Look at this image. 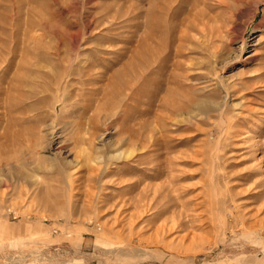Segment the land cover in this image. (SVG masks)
I'll use <instances>...</instances> for the list:
<instances>
[{
    "label": "rangeland",
    "instance_id": "obj_1",
    "mask_svg": "<svg viewBox=\"0 0 264 264\" xmlns=\"http://www.w3.org/2000/svg\"><path fill=\"white\" fill-rule=\"evenodd\" d=\"M180 1L0 0V264H264V0ZM50 50L71 77L38 106L30 57L57 73ZM80 74L100 88L82 102ZM85 138L124 155L94 160Z\"/></svg>",
    "mask_w": 264,
    "mask_h": 264
},
{
    "label": "bare ground",
    "instance_id": "obj_2",
    "mask_svg": "<svg viewBox=\"0 0 264 264\" xmlns=\"http://www.w3.org/2000/svg\"><path fill=\"white\" fill-rule=\"evenodd\" d=\"M182 1V0H181ZM181 1H180V3H181ZM200 1V0H199ZM179 3V4H180ZM195 3V1L194 0H191L189 3H188V5H186V10L188 9V6L189 5H192V4H194ZM175 4V3H174ZM200 3L198 2V5H199ZM177 5H178V3H177ZM170 6V5H169ZM183 8V7H182ZM185 8V7H184ZM189 10V9H188ZM187 12V11H186ZM193 12V11H192ZM192 16V15H191ZM194 16H195V13H194ZM193 17V16H192ZM196 17V16H195ZM198 18V17H197ZM188 19H190L189 18V16H188ZM188 21V20H187ZM186 22V21H185ZM184 23V22H183ZM177 25V24H176ZM200 30V29H199ZM214 30H215V28H214ZM216 31V30H215ZM211 32V31H210ZM180 33V32H179ZM215 33V32H214ZM210 37V36H209ZM217 38V37H216ZM237 47H238V45H237ZM67 50H68V48H66ZM55 50V49H54ZM65 51V50H63V51H61V53L60 54H62V58H60V59H56L55 57H56V53H55V51H53V50H50V51H48L46 54L45 53H43L44 55H47L49 58L51 57V58H55L56 59V65H59V67H58V69H59V71L56 73H49L48 72V69H46V71H45V73H46V75H43V74H41V71L39 72L38 70H37V68H40V69H43V68H41V67H38L37 66V62H39L38 61V59H37V57L38 56H36V55H34V53H33V55H31V64H32V66L33 67H30V69L31 68H34L33 70H34V75H33V78H35L38 82H39V86L36 88V90H33V92H34V94H36V95H38V98H36V99H34V102L33 103H35V104H42L41 103V101L43 100V99H47V97H49V96H51L52 94H53V96H55V94H57V92H59V98H60V94H61V91H62V89H63V87H59V89H58V85H59V82L61 81V79H63V78H65V77H67L68 78V76H70L71 74L68 72V68H66L67 66H68V64H69V62H70V60L68 59L69 58V56H71L70 55V53H71V51ZM69 50H70V48H69ZM71 50H73V48L71 49ZM74 52H76V50L74 51ZM73 52V53H74ZM59 53V52H58ZM57 53V54H58ZM8 54V53H7ZM14 54V53H13ZM42 54V55H43ZM90 54H92V53H90ZM36 56V57H35ZM73 56V55H72ZM91 56V55H90ZM16 57H17V55H16ZM15 57V58H16ZM248 57V56H247ZM247 57H245L246 59L245 60H248V58ZM71 58V57H70ZM75 58V57H74ZM4 60V59H3ZM77 60V59H76ZM5 61V60H4ZM144 61V60H143ZM12 63V62H11ZM0 64H2L1 63V61H0ZM74 64V63H73ZM142 64V63H141ZM2 65H4V69L6 70V68L9 66L8 65V63H7V61L6 62H4ZM12 65V64H11ZM3 67V66H2ZM69 67V66H68ZM11 68V67H10ZM13 68H18L17 66L15 67V64H14V66H13ZM54 68V67H53ZM66 68V69H65ZM70 69H71V66H70ZM13 70V69H12ZM12 70H10L9 72L10 73H8L9 75H8V78H9V83H10V85H9V87H8V89H9V92L10 93H13V92H15L16 91V88H17V86H18V84H16L15 82H17V80H12V79H15L14 78V76L16 75V73L14 72V70L12 71ZM18 70V69H17ZM55 70V69H54ZM57 70V69H56ZM72 71V70H71ZM82 72H83V68H82V70H81ZM88 71V70H87ZM82 72H80V73H82ZM81 75V79L82 80H79V81H75V86H76V88L73 90V94H72V97L74 98V97H78L79 98V96L80 97H82L83 98V96H84V98H88V97H90V96H93V95H96V94H94V93H97V92H99L100 91V88H98L97 90H89V87L87 88V89H82L83 90V92H81L80 91V87L82 88V86H87V85H90V80L89 79H87V77L88 76H86V75H88V74H80ZM71 77V76H70ZM76 77H79L78 76V74L76 75ZM89 78H90V76H89ZM76 79H78V78H76ZM80 79V78H79ZM68 80H71V78L70 79H68ZM74 80V79H73ZM11 81H12V84H11ZM65 81L63 80V83H64ZM68 82V81H67ZM92 82H94V81H92ZM102 84V83H101ZM38 85V84H37ZM63 86H64V84H63ZM67 86V85H66ZM65 86V87H66ZM34 87V86H33ZM90 87H92V86H90ZM102 87V86H101ZM2 91V90H1ZM97 91V92H96ZM63 92V91H62ZM66 92V91H65ZM18 92H16L15 93V95L16 96H18V97H21L20 98V101H23V100H26V99H28L27 97H23V96H20L19 94H17ZM2 94V98H0V106H3L4 105V107H5V111H6V109H7V104H6V102H7V100H9V99H11V95L10 96H7L8 97V99H7V97H5L4 96V94L3 93H1ZM100 94V93H99ZM57 97V96H56ZM62 97H63V95H62ZM66 97V96H65ZM33 98V97H32ZM64 98V97H63ZM68 98V97H67ZM82 98H81V100H80V98L78 99L80 102H82ZM16 100V99H15ZM83 100H85V99H83ZM88 99H86L85 101H87ZM59 101V100H58ZM119 101H121V100H119ZM160 101V100H159ZM197 101V100H196ZM88 102V101H87ZM63 104H64V102H63ZM95 104H96V102H95ZM62 105V104H61ZM39 106V105H38ZM188 106V105H187ZM217 106H218V104H217ZM62 107V106H61ZM191 108H190V110H194V113L195 114H200L201 113V111L203 110V106L201 105V103L200 102H195V103H193V105L192 106H190ZM47 109L46 110H49V111H51V109L52 108H48V107H46ZM91 109L93 108V106L92 107H90ZM186 108V107H185ZM189 108V107H188ZM187 108V109H188ZM214 109H216L215 108V105L212 107V111L214 110ZM186 110V109H185ZM84 111H87V109H86V105H84V106H80L79 108H78V113H81V112H84ZM178 111V110H177ZM215 111V110H214ZM185 112V113H184ZM186 112H187V110L186 111H184L183 110V114L185 115L186 114ZM178 113V112H177ZM50 114V113H49ZM177 115V114H176ZM191 115V114H190ZM103 117H105V116H103ZM191 117V116H190ZM100 118H102V117H99V122H97L98 123V125H100V127L102 126V121L103 120H105L106 119V117L101 121V119ZM96 119V118H95ZM96 119V120H97ZM184 120V119H183ZM187 120V119H186ZM188 121V120H187ZM90 122V121H89ZM89 122H84L85 123V125H84V128L85 127H87L89 124H91V123H89ZM185 122V121H184ZM79 123V122H78ZM78 123H72L71 124V129L72 130H76L77 129V127L79 128V127H81ZM83 123V124H84ZM51 124V123H50ZM50 124H48L47 125V129H49L50 128ZM83 126V125H82ZM82 128V127H81ZM83 128V129H84ZM79 130H80V128H79ZM139 131V130H138ZM44 132H46V131H44ZM130 132V131H129ZM148 133H150V132H148ZM147 132H146V134H148ZM46 134H47V136H49V133L48 132H46ZM145 136V135H144ZM86 137H88L89 138V135L88 136H86ZM125 137V136H124ZM150 137V136H149ZM42 138V137H41ZM144 138V137H143ZM122 139V138H121ZM118 140L117 142H115V141H111V140H106L105 142H102L100 139H97L94 143V147H92V148H88V145H89V141H88V139L86 140V138H85V140H83V139H77V141H75V139L72 141V143H73V145H74V143L75 144H80V145H85V147H86V149L88 148L89 150V152L91 153V154H96L97 156H95V159L94 160H96V157L97 158H99L98 160L101 162L102 160H103V163H104V161H107V160H109V159H117V158H119L121 155H124L123 153H121L118 149V151L116 150L115 151V149L116 148H114L115 146L114 145H116L117 146V144L118 143H120L122 140ZM149 139V138H148ZM151 140V139H150ZM60 143H61V141H57L55 144H56V147H55V149L53 150V153L51 154V156H50V158H46V161H47V163L49 164V168L52 166V165H56L57 166V168H58V171H57V173H58V175H59V177H60V179H64V178H66L67 176H68V174L71 172V168L74 166L73 165V161H72V159H73V157L72 156H70V157H68V152L67 151H64V152H60ZM115 143H117V144H115ZM119 145V144H118ZM134 146V145H133ZM144 147V146H143ZM142 147V148H143ZM84 149V148H83ZM140 148H138L137 150H139ZM144 149V148H143ZM141 150V149H140ZM101 151H102V153H101ZM20 152V151H19ZM30 152H31V150H30ZM126 152V151H125ZM127 152H129V151H127ZM78 153V152H77ZM132 153V152H131ZM21 154V156L23 157H26V161H27V155L29 154L28 153V151H26L25 149H23V151L22 152H20L19 153V155ZM81 154V153H80ZM90 154V155H91ZM18 155V154H17ZM92 156H94V155H92ZM13 158H11L12 159V161H11V165H9V169H8V171H7V175H8V177H10V179H12V180H14V181H16V180H19V179H21V177H23V175L25 174V172H24V174H23V172H22V170H23V168H24V166L22 167V163H19L20 161H22V159L24 158H19V160H17L18 158H15L14 156H12ZM18 157V156H17ZM122 157V156H121ZM72 158V159H71ZM94 158V157H93ZM129 158V157H128ZM21 159V160H20ZM30 159V158H29ZM90 159V158H89ZM92 159V158H91ZM126 159H127V156H126ZM86 160V159H85ZM85 160H83V162L85 163L86 161ZM118 160H120V159H118ZM143 160V159H142ZM19 161V162H18ZM24 161V160H23ZM91 161V160H90ZM110 161V160H109ZM112 161V160H111ZM117 161V160H116ZM93 162H95V161H93ZM108 162V161H107ZM25 163V162H24ZM28 163V162H27ZM89 163V162H88ZM95 163H97V162H95ZM165 163H168V161H166L165 160ZM165 163L163 164L164 165V168H165ZM89 164H92V163H89ZM94 164V163H93ZM100 165H101V163H99ZM98 164V165H99ZM139 164H141V163H139ZM25 165V164H24ZM29 165H30V167L31 168H35L36 167V164L34 165V163H32V162H30L29 161ZM28 165V166H29ZM96 164H94V166H95ZM99 165V166H100ZM130 165H132V164H130ZM167 166H166V168L167 167H169L168 166V164H166ZM25 166H27V165H25ZM102 166H104V165H102ZM129 166V165H128ZM29 167V168H30ZM96 167H97V165H96ZM102 168V167H101ZM135 168V167H134ZM6 169V168H5ZM28 169V168H27ZM95 169V168H94ZM97 169V168H96ZM169 169V168H168ZM171 169V168H170ZM35 170V169H34ZM45 170H47V169H45ZM90 170V169H89ZM101 171L103 170V172H104V169H100ZM167 170V169H166ZM27 171V170H26ZM56 171V170H55ZM96 172H97V170H95ZM94 171V172H95ZM101 171H99L100 173H101ZM170 171V170H169ZM251 171V170H250ZM29 172H30V169H29ZM29 172H26V173H28L29 174ZM33 172H35V171H33ZM74 172V171H73ZM91 172H93L92 170H91ZM102 172V173H103ZM252 172V171H251ZM99 173V174H100ZM135 173V172H134ZM164 173V172H163ZM167 173H168V171H167ZM246 173V172H245ZM255 173V172H254ZM259 173V172H258ZM73 174V173H72ZM71 174V175H72ZM93 174V173H92ZM165 174H166V172H165ZM251 173H248V175H250ZM30 175V174H29ZM95 174H93V176H94ZM96 175H98L97 173H96ZM168 175V174H167ZM166 175V176H167ZM253 175V174H252ZM25 176V175H24ZM31 176V175H30ZM70 176V175H69ZM68 176V177H69ZM99 176V175H98ZM166 176H164V177H166ZM30 178V177H29ZM166 178H169V177H166ZM161 179V178H160ZM167 180V179H166ZM165 180V181H166ZM63 183L64 182H66V183H68L67 181H62ZM27 183H28V181H27ZM167 183V182H166ZM62 185V184H61ZM64 185V184H63ZM166 185V184H165ZM167 186V185H166ZM64 187V186H63ZM69 189H70V187H69ZM152 189V188H151ZM156 193V192H155ZM143 198V197H142ZM142 198L140 197V199H141V201H142ZM164 199V198H163ZM174 200V199H173ZM139 201V200H138ZM162 201V200H161ZM140 202V201H139ZM163 202V201H162ZM142 203V202H141ZM40 204H42V202L40 203ZM44 204V203H43ZM42 204V205H43ZM158 204V203H157ZM63 206H65L66 207V204H64ZM144 206V205H143ZM133 208V207H132ZM163 208V207H162ZM173 221V220H172Z\"/></svg>",
    "mask_w": 264,
    "mask_h": 264
}]
</instances>
